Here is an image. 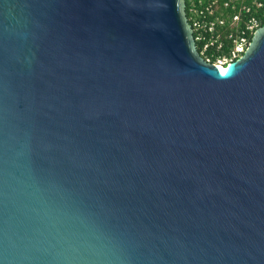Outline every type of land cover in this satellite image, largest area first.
Here are the masks:
<instances>
[{"label": "water", "instance_id": "obj_1", "mask_svg": "<svg viewBox=\"0 0 264 264\" xmlns=\"http://www.w3.org/2000/svg\"><path fill=\"white\" fill-rule=\"evenodd\" d=\"M0 264H264V26L224 72L185 0H0Z\"/></svg>", "mask_w": 264, "mask_h": 264}, {"label": "trees", "instance_id": "obj_2", "mask_svg": "<svg viewBox=\"0 0 264 264\" xmlns=\"http://www.w3.org/2000/svg\"><path fill=\"white\" fill-rule=\"evenodd\" d=\"M186 1V15L189 19L191 25H193V20L195 19V10L206 9L209 5L217 2L221 7L220 11L224 12V17L227 20V24L224 27H218V32L220 34V41L223 43V48L218 49V44L216 46L210 47L207 56L211 57V63L217 64L220 59L232 56V50L235 48V41L239 40L242 36V32L246 30L247 24L252 18L258 19L260 27L264 26V0H185ZM231 2V7L229 9H224V4ZM233 5L236 6L233 9ZM261 5V6H260ZM247 6L250 8V12L247 13L243 7ZM240 13L242 15V20L233 25L232 19L235 14ZM220 13L217 14V16ZM210 19H215L209 16ZM197 37V33L194 34ZM232 35V37H230ZM252 41L254 34L248 33L247 35ZM210 37V36H208ZM197 47L200 53L204 44L197 43ZM207 56L203 55L206 59ZM238 60V59H237ZM228 66H226L227 68Z\"/></svg>", "mask_w": 264, "mask_h": 264}, {"label": "built area", "instance_id": "obj_3", "mask_svg": "<svg viewBox=\"0 0 264 264\" xmlns=\"http://www.w3.org/2000/svg\"><path fill=\"white\" fill-rule=\"evenodd\" d=\"M238 1V0H235ZM261 6V5H260ZM231 7V2L224 4V9H229ZM220 6L217 2L209 5L206 9L203 10H195V19L193 20V29L194 34L197 33V37H195L196 43H203L204 47L202 49L201 56H207V53L212 46H216L218 44V49L223 48V43L220 41V34L218 32V27H224L227 24V20L224 17V12L220 11ZM236 8L235 5L232 7ZM247 13L250 12V8L247 6L243 7ZM220 15L217 16V14ZM209 16L214 17L215 19H210ZM242 20V15L237 13L234 15L232 19V24H238ZM260 28V23L258 19L252 18L247 24V28L242 32V36L239 40L235 41V48L232 50L231 57H224L217 62V65L221 67H226L232 62L239 59L248 49L251 40L247 36L248 33L255 34L256 30ZM210 36V37H208ZM232 37V35L230 36ZM205 59V58H204ZM207 62L211 63V57L207 56L205 59ZM227 63V65H225Z\"/></svg>", "mask_w": 264, "mask_h": 264}, {"label": "bare ground", "instance_id": "obj_4", "mask_svg": "<svg viewBox=\"0 0 264 264\" xmlns=\"http://www.w3.org/2000/svg\"><path fill=\"white\" fill-rule=\"evenodd\" d=\"M221 69H222V71H224V72L226 71V67H224V68H223V67H221Z\"/></svg>", "mask_w": 264, "mask_h": 264}, {"label": "rangeland", "instance_id": "obj_5", "mask_svg": "<svg viewBox=\"0 0 264 264\" xmlns=\"http://www.w3.org/2000/svg\"><path fill=\"white\" fill-rule=\"evenodd\" d=\"M225 65H227V63Z\"/></svg>", "mask_w": 264, "mask_h": 264}]
</instances>
